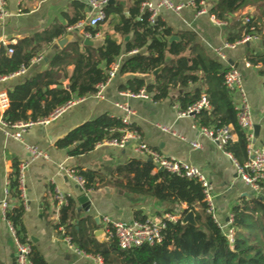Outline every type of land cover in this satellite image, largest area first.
Listing matches in <instances>:
<instances>
[{
    "label": "trees",
    "instance_id": "obj_1",
    "mask_svg": "<svg viewBox=\"0 0 264 264\" xmlns=\"http://www.w3.org/2000/svg\"><path fill=\"white\" fill-rule=\"evenodd\" d=\"M126 1L129 2L128 5L125 4ZM143 1L114 0L109 3L105 8V19L96 27H85V31L91 36L100 33L104 37V43L94 47L78 39L55 53L46 70L27 78L8 92L10 107L5 113L6 120L12 123L43 120L69 102L96 94L97 86L108 80L109 72L121 54L132 53L121 62L117 74L150 75L153 81L134 77L122 85L121 90L132 94L144 90L154 101L159 102L168 99L171 91L179 87L200 84L194 90L178 96L179 110L186 111L206 96L211 108L202 109L196 115L198 125L209 128L232 126L237 140L230 142L225 149L239 164H244L248 160L247 137L238 124L236 107L224 85V74L230 65L210 56L198 42L194 31L175 33L160 17L151 24L150 12L142 9ZM213 1L211 15L227 24L235 22L234 31L227 35L229 43L241 42L247 36H256L264 42V0ZM74 5L80 10L73 18L66 13L69 17L66 25L53 24L41 33L21 39L16 44L0 45V78L28 66L34 57L39 56L44 46L52 45L55 40L68 34L69 27L84 20L85 4L77 1ZM247 8H253L247 14L249 22L245 21V16H236L237 12ZM117 34L121 36V42L118 41ZM175 34L179 36V40L170 42V37ZM256 45L255 43L254 47ZM9 47L13 49L12 54L8 53ZM254 47L247 49L246 59L255 66L262 64L261 73L264 74V46L261 52H255ZM166 62L168 65L153 76V71ZM70 66H74V69L69 76ZM67 78L68 86L64 87L63 81ZM125 127L137 128L134 124H124L121 117L103 114L74 128L55 145L61 149L71 148L69 154L72 156L88 154L98 144L119 138V130ZM19 164L14 162L9 181V199L18 201V204L6 209L5 219L14 227L20 242L31 244V264H49L27 235L23 221L26 206L18 181ZM76 169L86 180L87 193L97 190L104 183L105 178L99 172L82 167ZM154 170L152 161L131 158L111 170V180L120 181L121 188L131 193L152 194L162 199L173 194H162L159 191V181H172L179 189L190 186L196 190L195 196L202 201V189L195 181ZM51 192L54 199V186ZM177 199L179 197L176 195L175 199L169 200ZM77 206V200L69 197L67 203L59 209L54 228L62 236H70L79 250L101 256L104 264H264V199L259 196L243 198L232 208V228L235 232L232 244L224 231L206 213L205 205L201 203L200 210L197 211L189 201L181 219L166 220L160 243L142 245L131 250L121 249L116 238L98 241L94 234L98 227L93 217L78 213ZM190 210L195 213L196 225L182 222ZM134 218L142 222L147 220L141 212H136ZM61 227L65 230L63 234L59 231Z\"/></svg>",
    "mask_w": 264,
    "mask_h": 264
},
{
    "label": "crops",
    "instance_id": "obj_2",
    "mask_svg": "<svg viewBox=\"0 0 264 264\" xmlns=\"http://www.w3.org/2000/svg\"><path fill=\"white\" fill-rule=\"evenodd\" d=\"M77 1L85 4V19L69 27L68 34L55 40L52 45L44 46L39 54L43 57L41 62L28 67L25 73H16L0 81V91L9 92L27 78L46 70L52 56L74 40L90 39L93 43L91 46L94 47H99L104 43V37L100 33L91 36L85 31V27L89 25L76 27L80 22H86L91 15V8L86 0H8L9 15L0 20V45L4 42L16 44L21 39L41 33L53 24L66 25L69 17L73 18L74 14L80 10L74 5ZM173 1L179 3L184 0ZM125 4L128 5L129 2L126 1ZM213 4L214 1L210 0L207 3V13L202 15H197L196 11L187 7L179 14L164 9L160 13V18L172 27L175 33L194 31L198 42L204 46L208 54L218 59L214 49L228 42L227 35L234 31L235 22L231 21L228 24L224 22V25H218L215 22L217 19L210 14ZM252 11L253 8L243 9L237 12L236 16L242 18ZM125 12L127 13V8ZM116 37L121 42V36L117 34ZM65 38L68 40L63 44L60 43ZM256 40L250 42L249 45H247L249 42L238 44L234 48L227 49L225 53L228 60L238 65L243 74L255 124L253 144L261 147L264 145V74L261 73L262 66L251 64L245 56L247 49L253 48L255 43L257 44L254 47L255 52L263 50L264 42ZM130 55L132 53L123 52L117 63L120 65ZM226 64L230 65L228 61ZM73 69L74 66L68 68L69 76ZM134 77H143L149 82L153 81L150 75L117 74L104 89V97L94 94L76 100L47 125H36L29 129L22 141L7 137L0 128V264H16L17 248L9 222L4 217L2 203L7 201L9 207L18 204V201L9 199L6 190L14 162L20 163L30 157L26 145H36L50 154L49 160L40 158L32 161L26 172L28 202L23 217L29 240L39 249L49 264H93L90 260L75 253L54 228L53 224L58 220L59 214H56L53 209L52 186L76 199L77 212L83 216L93 217L98 227L96 230H104L103 218L105 216L112 220L126 222L134 221L136 212H141L149 220L161 219L166 213L182 216L183 211L188 208L189 201L193 203L195 210H200L199 197L195 196L196 190L190 186L179 189L174 182L161 179L159 191L162 194L164 192L173 194L162 199L152 194L131 193L121 188L120 181L111 180V170L119 164L131 158L146 159L136 154L131 146L121 149L104 141L88 154L72 156L69 154L71 148L61 149L55 145L74 128L103 114L121 118L128 117L129 123L134 124L140 130L148 145L165 155L175 156L203 169L212 183L216 214L223 224L228 222L229 217L232 216V208L243 198L257 196L239 178L234 162L227 153L201 136L196 119L197 114L179 117L178 96L186 91L194 90L200 84H190L185 88L179 87L171 91L168 99L156 102L151 95L149 98L135 97L129 91L120 89ZM63 84L64 87L68 86V78L64 79ZM120 105L126 106L130 113L121 109ZM161 126L168 127L176 133V136L164 132ZM236 140L237 136L234 141ZM192 141H199L202 147L194 149L190 144ZM60 165L94 170L105 178L104 183L97 190L89 192L91 194L89 211L82 208L79 202V198L85 193L61 170ZM154 171L157 172L156 169ZM176 195L179 199L169 200L170 198L175 199ZM104 236L107 241L105 234Z\"/></svg>",
    "mask_w": 264,
    "mask_h": 264
},
{
    "label": "built area",
    "instance_id": "obj_3",
    "mask_svg": "<svg viewBox=\"0 0 264 264\" xmlns=\"http://www.w3.org/2000/svg\"><path fill=\"white\" fill-rule=\"evenodd\" d=\"M210 0H184L179 3H175L173 0H144L142 2V9L150 12L149 21L151 24H154L157 19L160 17L162 10L166 9L173 11L179 14L185 8H192L196 11L197 15H202L207 13V3ZM87 4L91 8V15L89 16L86 22H80L76 25L77 28H80L84 25H89L96 27L101 21L106 17L105 8L109 4V0H86ZM9 15L8 11V0H0V20H3ZM214 17V16H213ZM216 19V18H215ZM245 21L249 22L250 17L245 15ZM218 25H224L223 21L215 20ZM264 32V29H263ZM89 36V35H88ZM258 39L256 36H247L243 41L237 43L225 42L224 45L216 47L214 49L215 54L219 61L227 63L228 58L225 53L227 49L234 48L236 45L244 42H252ZM4 46H8L6 42L3 43ZM8 53L12 54L13 49L8 48ZM43 57L41 55L34 57L28 66H23L16 73H25L31 65L41 62ZM258 66H262L259 64ZM120 65L116 62L110 72L109 78L105 83H101L97 86L96 95L99 97L103 96V91L110 81L117 75ZM14 73V74H16ZM13 75V74H11ZM9 75V76H11ZM8 76L0 78V81L5 80ZM224 85L231 94L232 100L237 110V119L240 128L245 132L247 137V153L248 160L244 164H239L233 155L226 151V146L233 142L236 133L233 131L232 126H223L221 128H209L205 126H199L201 136L207 138L211 142L215 143L220 149L224 150L227 155L233 160L234 165L237 169L239 178L246 183L250 189L259 197L264 199V145L261 147H256L253 144V130H254V121L252 115V109L248 100L247 92L244 85V77L242 72L238 67L230 65L229 69L224 74ZM264 92V88H263ZM135 97L149 98V94L142 90L138 94H132ZM75 102V101H74ZM74 102H69L65 106L57 109L49 118L39 120L36 122H15L12 123L7 121L5 118V113L10 107V98L7 91H0V128L3 130L4 134L7 137L12 139L22 141L24 135L29 129L36 125H47L57 116H59L67 107L72 105ZM128 114L130 113L129 109L126 106L120 105ZM211 105L206 96H203L200 101L190 106L186 111H180L179 117H188L198 114L202 109H210ZM122 121L124 124L129 125L128 117H123ZM164 132L171 133L176 136V133L171 131L168 127H160ZM121 136L117 139L107 141L110 145L118 148H126L131 146L134 152L146 159H150L155 165L157 171H165L171 175H175L179 178L188 179L198 183L202 189V201L201 203L205 205V210L208 215L216 222V224L224 231L225 235L229 239L230 244L234 242V229L232 228L233 218L229 217V220L226 224H223L217 217L216 214V203H215V194L213 192V186L204 172L200 167L190 164L188 162L182 161L175 156L165 155L161 151L148 145L137 128L125 127L121 130ZM191 146L194 149H200L201 143L199 141H192ZM26 148L29 152V159L20 162L19 164V174L18 181L21 191V197L25 206L28 202V197L26 193V172L32 161L37 159H50V154L41 149L36 145H26ZM61 170H63L67 176L78 185L79 188L85 194L86 192V180L79 174V170L72 167H64L60 165ZM55 196L54 199L56 204H54V212L59 213L60 207L65 205L68 201L69 195L63 193L59 188H54ZM6 194L9 196V185L6 190ZM5 211L9 208L7 201L2 203ZM182 216L176 215L174 213H166L161 219L149 220L146 221H119L112 220L110 217L105 216L103 218L104 222V232L107 240L110 238H116L118 245L123 250H131L133 248L142 246V245H155L160 243L163 237V230L166 227V220L169 221H178ZM12 236L15 241L17 248L16 253V264H31L30 262V253H31V244L22 243L19 241L14 227L9 223ZM59 231L63 234L65 232L64 228L61 227ZM65 242L69 247H71L75 253L80 255L83 258L90 260L93 264H104V260L99 255H92L84 251L79 250L73 243L70 236H63Z\"/></svg>",
    "mask_w": 264,
    "mask_h": 264
},
{
    "label": "water",
    "instance_id": "obj_4",
    "mask_svg": "<svg viewBox=\"0 0 264 264\" xmlns=\"http://www.w3.org/2000/svg\"><path fill=\"white\" fill-rule=\"evenodd\" d=\"M114 0H109V3H113ZM126 39H128V37H126ZM68 40V38H65L63 39V41H61L60 43H65L66 41ZM179 40V37L177 35H173L170 37L169 41L170 42H173V41H177ZM257 41V40H256ZM260 41V40H259ZM84 43L86 45H91L93 44L92 41L90 39H85ZM249 43H247V45H249ZM142 52H139V54H141ZM228 63L230 65H234L235 67H238V65H235L233 63L232 60H228ZM168 63L166 62L164 65H162L161 67L157 68L156 70L153 71V76H156L158 75L165 66H167ZM256 129L258 128L257 126L255 127ZM90 199H91V194H84L82 195L80 198H79V202L81 203V206L82 208H84L86 211H89L90 207H91V202H90ZM98 221V220H97ZM182 222L185 224V223H190V224H193V225H196L197 222H196V219H195V213L193 210H190L184 217H183V220ZM95 234V237L97 238L98 241H103L102 238H101V235H104L105 232L104 230L102 229H98L94 232Z\"/></svg>",
    "mask_w": 264,
    "mask_h": 264
},
{
    "label": "rangeland",
    "instance_id": "obj_5",
    "mask_svg": "<svg viewBox=\"0 0 264 264\" xmlns=\"http://www.w3.org/2000/svg\"><path fill=\"white\" fill-rule=\"evenodd\" d=\"M244 16H245V15H244ZM101 238H102L103 241H106L104 235H101Z\"/></svg>",
    "mask_w": 264,
    "mask_h": 264
}]
</instances>
